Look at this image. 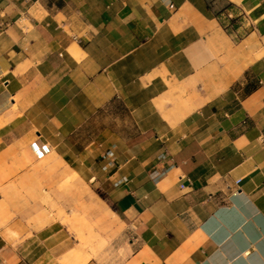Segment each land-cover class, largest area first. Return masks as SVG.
I'll return each instance as SVG.
<instances>
[{"label": "crops", "instance_id": "obj_1", "mask_svg": "<svg viewBox=\"0 0 264 264\" xmlns=\"http://www.w3.org/2000/svg\"><path fill=\"white\" fill-rule=\"evenodd\" d=\"M57 156L116 258L18 213ZM72 263L264 264V0H0V264Z\"/></svg>", "mask_w": 264, "mask_h": 264}, {"label": "rangeland", "instance_id": "obj_2", "mask_svg": "<svg viewBox=\"0 0 264 264\" xmlns=\"http://www.w3.org/2000/svg\"><path fill=\"white\" fill-rule=\"evenodd\" d=\"M43 163L48 164L50 170L41 171L38 182L23 189L22 199L29 198L32 203L15 205L18 213L28 216L25 222L33 228H40L55 221L71 236L75 250H79L81 246L80 225L75 219L83 216L92 227L100 230L105 238V243L93 257L116 258L120 250L118 246L123 224L115 216L106 193L97 188L96 183L91 181L86 173L69 169L68 163L62 157H49L44 159ZM29 207L35 210L33 214L29 212ZM44 213L51 220L36 221V217ZM64 220H68V223ZM86 250L88 252L89 248ZM67 256L63 257L62 261H65Z\"/></svg>", "mask_w": 264, "mask_h": 264}, {"label": "bare ground", "instance_id": "obj_3", "mask_svg": "<svg viewBox=\"0 0 264 264\" xmlns=\"http://www.w3.org/2000/svg\"><path fill=\"white\" fill-rule=\"evenodd\" d=\"M65 222L68 223V220L67 221L65 220ZM70 224H71V222H70ZM82 238H84V237H82ZM86 239L89 242V244L91 245L92 254H94L96 252V250L99 248V246L103 244L102 237L98 233H95V231L93 229L89 230V235L86 237Z\"/></svg>", "mask_w": 264, "mask_h": 264}]
</instances>
